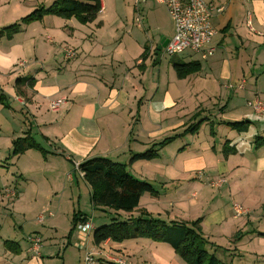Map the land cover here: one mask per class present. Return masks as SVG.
Returning <instances> with one entry per match:
<instances>
[{
    "label": "crops",
    "instance_id": "0c3cea01",
    "mask_svg": "<svg viewBox=\"0 0 264 264\" xmlns=\"http://www.w3.org/2000/svg\"><path fill=\"white\" fill-rule=\"evenodd\" d=\"M54 1L0 0V30ZM100 1L102 10L92 23L46 16L11 40L0 39V151L5 150L0 161L8 155L14 166L28 162L27 169L17 167L15 182L0 181V264H82L87 252L101 253L96 264H111L120 254L135 264H168L157 254H146L151 242L145 239L95 246L93 232L108 220L92 224L88 235L73 226L77 213L92 222L91 190L76 169L88 160L127 165L132 155L173 138L157 159L133 163L130 173L153 162L169 171V180L200 182L189 187V201L195 204L203 197L214 204L226 202L236 221L249 212L242 209L244 215L235 218L232 197L230 203L224 200L226 192L231 194L242 182L264 185V147L253 145L264 137V117L248 107L255 98L264 101V0H203L223 8L212 19L215 53L204 62L193 54L196 59L181 62L200 63L199 72L181 80L174 61L166 67L167 56L159 50L169 39L156 27L155 0L140 5L141 27L134 22L132 0ZM66 49L75 58L66 60ZM17 80L29 82L16 88ZM58 100L59 109L51 111ZM244 122L250 123L246 133L225 125ZM197 124L198 131L186 132ZM26 136L44 154L32 149L11 156L12 143ZM23 176L26 182H20ZM64 178L67 193L60 183L53 185ZM144 178L151 186L155 182ZM219 179L225 182L221 188L210 187ZM79 180L83 190L77 185L74 196ZM5 188L15 189L17 197L6 199ZM83 196L89 204L82 206ZM99 211L123 221L136 217L134 212ZM33 234L41 239L38 257L27 241Z\"/></svg>",
    "mask_w": 264,
    "mask_h": 264
},
{
    "label": "rangeland",
    "instance_id": "374dc122",
    "mask_svg": "<svg viewBox=\"0 0 264 264\" xmlns=\"http://www.w3.org/2000/svg\"><path fill=\"white\" fill-rule=\"evenodd\" d=\"M158 6L159 7L156 9V27L160 29L164 38L170 40L171 37H173L172 35H174L171 31L172 26L175 29L174 23L169 18L165 8L161 5ZM23 27L24 26H22V28ZM152 29H154V27ZM151 35L152 31H150V36ZM191 55V52L186 51L182 54L170 57L167 56V63L165 62L166 67L169 61L186 63L191 61V59H196L195 56L193 57ZM168 68L170 67L168 66ZM169 70L170 72L172 71L171 69ZM166 77L168 76L166 75ZM174 78L175 77H171L169 80L173 81ZM254 114L256 116L258 115L256 113ZM5 128L7 127L5 126ZM2 130L5 131L4 128H2ZM0 136H4L3 132ZM170 145L171 144L168 146ZM4 153L5 150L1 149L0 155H3ZM8 158L9 156L7 155L2 161H0V181L2 179H7V182H15L19 179V175L16 176L17 167H26L27 169L28 162L23 159L17 166H14V162ZM149 164L150 165L148 166H138V168L136 167V170L131 172L132 176L139 178L141 181L145 179L144 177L155 180L152 185L154 194L143 195L138 209L134 212L136 217H131L137 219L140 216V213H144L149 217L159 219L168 225L178 223L185 225L189 229L197 230V232L208 242L206 244V250L209 253H216V256L223 264H264V255H262L264 254L263 182H242L239 184L238 188L236 187L235 190L231 192V194L226 192L225 195L227 198L224 200H228L230 203L229 197L231 196L234 206H239L241 209L249 212V216L236 221L232 218V214L229 213L226 202L220 204H218V202L214 204L213 202H207L203 197L198 198V202H195V204L189 201V196L192 191L189 187L194 184L201 185L200 182L193 180L192 182H186L183 178L181 179V182L172 181V179L169 180L168 176L170 173L168 170L165 168L163 170L153 162H150ZM26 180V176H23V178L20 179V182H26ZM81 182L82 181L79 180V183H74V188L72 189L74 196L78 194L77 185L82 189ZM56 184H59L60 188L65 193L69 191L68 188H65V178L62 181L54 182L53 185ZM66 185L69 187L71 183H66ZM65 189L67 191H65ZM58 196L62 195L59 194ZM87 199V196L82 197V206L85 203L89 204ZM88 206L89 205H87V208ZM218 210H222L223 215ZM223 216H226L227 220H223ZM91 217L93 226L97 227L102 225L104 220H108L107 223H110L113 215L94 210L91 213ZM222 224L223 227L221 228ZM256 230L259 231L256 232ZM32 236H34V234ZM260 240L261 243H259ZM150 242L151 243H148V247H146V254H157L165 259L168 264H188L181 255L176 253L168 245L160 242Z\"/></svg>",
    "mask_w": 264,
    "mask_h": 264
},
{
    "label": "trees",
    "instance_id": "16d2710c",
    "mask_svg": "<svg viewBox=\"0 0 264 264\" xmlns=\"http://www.w3.org/2000/svg\"><path fill=\"white\" fill-rule=\"evenodd\" d=\"M100 0H55L49 7H40L22 18L18 23L0 30V39L11 40L21 32L22 26H28L34 22L41 21L46 16H54L63 20L75 19L81 25L92 23L101 12ZM173 69L178 79L199 72L200 63L183 64L174 62ZM17 80L16 88L28 80ZM2 97H0V100ZM237 133H246L250 123L225 124ZM199 124L190 127L186 132L195 133ZM173 138L165 139L159 144L153 145L141 154L131 156L127 165L113 163L107 159H92L79 165L78 171L83 174L85 183L91 190V205L94 210L109 209L114 212L133 213L145 194H154L151 185L133 177L130 166L137 161H153L158 158V151L169 145ZM254 148L264 147V137H258L254 141ZM38 150L44 154L43 149L35 141L26 136L12 143L11 156L23 155L29 150ZM228 150L223 149L224 156ZM80 213L74 214L72 223L76 227L79 223H85ZM145 239L160 242L171 247L181 255L188 264H223L216 253L206 250L208 243L194 229L178 223L166 224L165 222L151 218L147 214L140 213L137 219L127 221L111 219L110 223L103 225L93 232V243L100 246L107 241L121 244L129 240Z\"/></svg>",
    "mask_w": 264,
    "mask_h": 264
},
{
    "label": "built area",
    "instance_id": "2783aa9c",
    "mask_svg": "<svg viewBox=\"0 0 264 264\" xmlns=\"http://www.w3.org/2000/svg\"><path fill=\"white\" fill-rule=\"evenodd\" d=\"M146 0H132L135 11L134 22L138 27L143 24L140 13V5ZM159 5L163 6L174 23V35L169 40L163 53L166 56H174L182 54L186 51L204 62L210 59L215 53V47L212 46L213 39L216 35V30L212 26V19L223 12L222 7H217L211 3H205L203 0H155ZM249 1V0H246ZM250 26V21H248ZM65 59L71 60L75 58L76 54L71 50H64ZM243 88V85L240 86ZM62 100L51 103L50 110L56 112L61 105ZM248 107L258 115L264 116V101L255 98L248 102ZM78 169V166H76ZM224 180L211 182L210 187L221 188L224 185ZM3 194L6 199H15L17 192L12 188H5ZM232 211L235 218L244 215L243 210L239 206H233ZM43 217L38 219L42 223ZM77 229L85 235H88L92 230V222L77 224ZM33 256L38 257L41 246V239L39 236H29L27 238ZM96 255L101 253L87 252L85 253L82 264H96ZM111 264H135L128 260L124 255H119L114 259H110Z\"/></svg>",
    "mask_w": 264,
    "mask_h": 264
},
{
    "label": "water",
    "instance_id": "95a60500",
    "mask_svg": "<svg viewBox=\"0 0 264 264\" xmlns=\"http://www.w3.org/2000/svg\"><path fill=\"white\" fill-rule=\"evenodd\" d=\"M169 41H166L165 43L162 42L161 46L159 47V50H163L165 48V46L167 45Z\"/></svg>",
    "mask_w": 264,
    "mask_h": 264
}]
</instances>
